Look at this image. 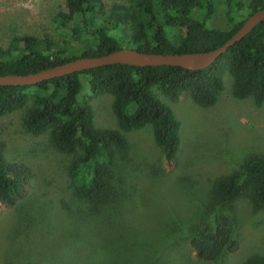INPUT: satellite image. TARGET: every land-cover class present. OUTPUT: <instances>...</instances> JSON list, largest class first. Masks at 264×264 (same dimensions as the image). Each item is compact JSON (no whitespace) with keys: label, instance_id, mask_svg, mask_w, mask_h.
<instances>
[{"label":"trees","instance_id":"16d2710c","mask_svg":"<svg viewBox=\"0 0 264 264\" xmlns=\"http://www.w3.org/2000/svg\"><path fill=\"white\" fill-rule=\"evenodd\" d=\"M224 3L226 29L207 25L206 19L215 11L214 0H126L108 8L103 0H65L66 12L53 19L65 35L62 44L16 36L10 47H0V75H26L122 48L159 54L211 51L231 38L251 14L264 9V0ZM225 70L233 80L234 98L250 99L256 107L264 104V20L204 69L113 64L31 86L0 85V117L26 109V130L36 135L48 132L55 149L72 156L70 183L77 197L98 203L94 210L99 213L100 204L114 200L109 197L112 170L117 154L126 146L124 133L150 125L166 162L176 158L180 124L154 91L169 102L187 93L200 108H210L224 89ZM104 94L113 98L118 129L98 128L94 123L89 99ZM30 179V169L8 161L0 149V204L13 205ZM211 188L208 205L201 207L209 221L193 223L188 239L203 262L216 261L239 248L236 217L221 214L217 203L244 196L264 209V154L249 156L237 171L216 179ZM241 264H264V258L252 257Z\"/></svg>","mask_w":264,"mask_h":264},{"label":"rangeland","instance_id":"374dc122","mask_svg":"<svg viewBox=\"0 0 264 264\" xmlns=\"http://www.w3.org/2000/svg\"><path fill=\"white\" fill-rule=\"evenodd\" d=\"M125 1L103 0L107 8ZM214 3L207 25L226 29L224 0ZM60 12H66L65 0H0V47L23 35L61 45L65 35L53 22ZM222 80L210 108H200L187 93L169 102L154 91L180 124L176 158L166 162L150 125L124 133L126 146L112 170L114 200L100 204L99 213L98 203L77 197L70 183L72 156L55 149L48 132L26 130V109L0 117L2 154L31 171L17 201L0 204V264H241L264 258V209L244 196L217 203L221 214L236 217L237 251L203 262L188 243L192 224L209 221L201 207L208 205L213 182L232 175L249 156L264 154V104L234 98L226 70ZM89 100L95 125L118 129L112 96Z\"/></svg>","mask_w":264,"mask_h":264},{"label":"water","instance_id":"95a60500","mask_svg":"<svg viewBox=\"0 0 264 264\" xmlns=\"http://www.w3.org/2000/svg\"><path fill=\"white\" fill-rule=\"evenodd\" d=\"M263 20L264 9L255 11L223 45L207 52L159 54L122 48L102 56L77 58L52 68L26 75H0V85L31 86L57 77L113 64H124L136 67L173 66L189 70L204 69L224 55L230 47L245 37Z\"/></svg>","mask_w":264,"mask_h":264}]
</instances>
